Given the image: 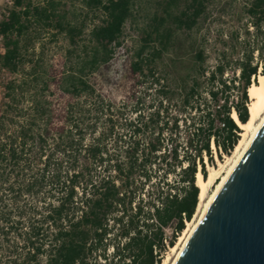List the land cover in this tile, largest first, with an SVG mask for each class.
<instances>
[{"label":"trees","instance_id":"obj_1","mask_svg":"<svg viewBox=\"0 0 264 264\" xmlns=\"http://www.w3.org/2000/svg\"><path fill=\"white\" fill-rule=\"evenodd\" d=\"M82 1L100 15L88 34L56 0H13L0 21V67L9 75L0 102V244L22 245L14 249L21 260L3 264H162L196 214V175L207 178L205 157L214 165L211 144L218 160L230 156L241 133L232 114L249 120L248 89L264 76V0H244L245 22L219 35L212 68L196 40L187 66L176 52L164 63L209 0H158L162 14L121 57L140 0ZM47 31L67 51L58 66L32 54L27 67L25 55ZM98 84L122 89L125 100H107ZM128 111L135 118H124Z\"/></svg>","mask_w":264,"mask_h":264},{"label":"rangeland","instance_id":"obj_2","mask_svg":"<svg viewBox=\"0 0 264 264\" xmlns=\"http://www.w3.org/2000/svg\"><path fill=\"white\" fill-rule=\"evenodd\" d=\"M45 1L47 0H32L33 4L35 5L42 4ZM56 1L62 4V9H64L66 6V8L69 10V18L73 19L75 22L85 23V34H88L93 24L98 23L100 20V15L98 13L95 14L92 11H88L84 7L82 0ZM157 1L158 0L138 1L134 18H132L125 24L122 38L123 48L119 50L120 57L125 50H127L130 54L137 50L140 44V29L144 27L148 22H150V19L155 12L162 14L161 8L157 6ZM244 3V0H209L207 3L206 17L201 19L198 28H196L190 35H188L187 32H177V37L180 41L178 42L176 48L172 49L169 53H166L164 55V63H169V58L175 56L174 54L176 52L179 56L185 58L184 66H187V59L192 55L191 45L194 40H196L195 45H203V48L205 49L206 54L209 57L206 66L212 68L214 66V58L220 50L219 35L226 32H231L232 30L239 28L241 24L245 22V17L243 14ZM3 9H5V0H0V13ZM55 34L56 31H47L41 34L38 41L39 43H37L34 48L29 49L28 53L25 55V58L27 60L25 64L27 67H30L31 65L29 60H31L32 54H34L35 56L33 57L34 60H36V57L42 58L43 65L45 67L50 65L58 66V60H60L65 51H67L68 46L67 42L63 39L62 36ZM118 66L120 67V62L118 63ZM183 68L184 67L179 66L177 72L180 73V70ZM8 80L9 75L5 71L0 69V102L4 96V85L8 82ZM258 80V78L256 80L253 79V82L258 83ZM97 88L104 98L113 101L118 106H120L123 100H125V95L123 94L122 89L115 91L109 89L107 86H103L100 84H98ZM54 99L57 100L58 97L55 96ZM262 115H264V112ZM124 118H135V114H132L131 111H128ZM259 121L260 118L256 121V125L259 123ZM249 136L250 134L248 135V137ZM211 150L214 154V165L207 164V160L205 157L207 177L209 176L211 169H217V171H220V174L219 178L216 179L215 182H213L211 185H209L205 195V201H207L208 198L213 194L217 185L229 169L230 163L236 157L233 151L230 156H223L222 160H218L215 155V147L212 144ZM218 161H220L224 165L222 169H220ZM203 207L204 203H202L201 207L196 210V214L194 215L193 220L190 222L191 225L194 224V222L197 220ZM166 234L169 236L171 233L167 230ZM178 240L179 237L176 241V244L178 243ZM16 247L19 250L18 253H21V244H0V264L8 261H13L15 259L21 260V257H18L16 253H14V249ZM110 253H112L111 248ZM175 256L176 251L173 252L171 248H168V250L163 255L162 264H171Z\"/></svg>","mask_w":264,"mask_h":264},{"label":"water","instance_id":"obj_3","mask_svg":"<svg viewBox=\"0 0 264 264\" xmlns=\"http://www.w3.org/2000/svg\"><path fill=\"white\" fill-rule=\"evenodd\" d=\"M176 264H264V124Z\"/></svg>","mask_w":264,"mask_h":264},{"label":"bare ground","instance_id":"obj_4","mask_svg":"<svg viewBox=\"0 0 264 264\" xmlns=\"http://www.w3.org/2000/svg\"><path fill=\"white\" fill-rule=\"evenodd\" d=\"M258 83H253L248 89V96L250 99V103L248 104V112H249V120L242 124L238 121L237 116L235 113L232 114V118L237 123L239 128L241 129L240 133V140L234 149V154L236 155L235 159L232 160L230 163V167L227 170L226 174L223 176L222 180L217 185L213 194L205 201V195L209 185L215 182L216 179L219 178L220 171L217 169H211L210 174L206 179H203L202 175L198 173L196 175V185L198 186L200 193H199V203L198 208L201 207V204L204 203V207L202 208L197 220L194 224L187 223L186 229L183 231L182 235H180L178 243L171 248L173 252L176 251V256L171 264H176L181 252L183 251L185 245L187 244L189 238L192 236L193 232L197 228L198 224L206 214L209 206L213 202L214 198L217 196L219 191L221 190L222 186L228 180L229 176L236 168L238 162L248 150L249 146L252 144L254 138L258 134L259 130L264 124V76L260 75L258 77ZM260 118L259 123L256 125V121ZM250 136L248 137V135ZM248 137V138H247ZM230 160V159H228ZM219 162L220 169L224 167V165Z\"/></svg>","mask_w":264,"mask_h":264},{"label":"built area","instance_id":"obj_5","mask_svg":"<svg viewBox=\"0 0 264 264\" xmlns=\"http://www.w3.org/2000/svg\"><path fill=\"white\" fill-rule=\"evenodd\" d=\"M12 7H13V0H5V9H3L0 13V21L4 15H8V10L11 9ZM1 39H2V37L0 36V54H2L4 52V48L1 44ZM0 69H1V67H0ZM165 243H167L166 240H165Z\"/></svg>","mask_w":264,"mask_h":264}]
</instances>
